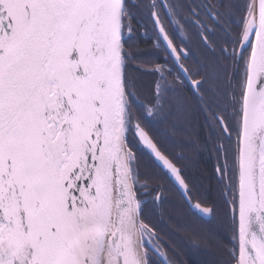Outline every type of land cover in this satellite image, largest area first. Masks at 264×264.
<instances>
[{"label":"snow or ice","instance_id":"1","mask_svg":"<svg viewBox=\"0 0 264 264\" xmlns=\"http://www.w3.org/2000/svg\"><path fill=\"white\" fill-rule=\"evenodd\" d=\"M0 264H264V0H0Z\"/></svg>","mask_w":264,"mask_h":264},{"label":"trees","instance_id":"2","mask_svg":"<svg viewBox=\"0 0 264 264\" xmlns=\"http://www.w3.org/2000/svg\"><path fill=\"white\" fill-rule=\"evenodd\" d=\"M196 226H197V221L196 220H192L190 223L186 224V227H188L189 229H191L193 231L195 230Z\"/></svg>","mask_w":264,"mask_h":264},{"label":"flooded vegetation","instance_id":"3","mask_svg":"<svg viewBox=\"0 0 264 264\" xmlns=\"http://www.w3.org/2000/svg\"><path fill=\"white\" fill-rule=\"evenodd\" d=\"M179 42V41H178Z\"/></svg>","mask_w":264,"mask_h":264}]
</instances>
